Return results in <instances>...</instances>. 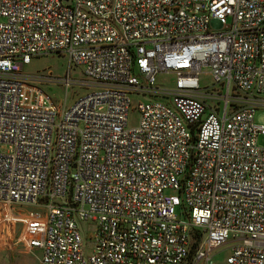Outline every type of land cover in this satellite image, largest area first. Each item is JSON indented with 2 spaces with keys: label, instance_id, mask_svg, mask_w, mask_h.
Instances as JSON below:
<instances>
[{
  "label": "built area",
  "instance_id": "1",
  "mask_svg": "<svg viewBox=\"0 0 264 264\" xmlns=\"http://www.w3.org/2000/svg\"><path fill=\"white\" fill-rule=\"evenodd\" d=\"M257 109L264 0H0V220L40 264H264Z\"/></svg>",
  "mask_w": 264,
  "mask_h": 264
},
{
  "label": "rangeland",
  "instance_id": "2",
  "mask_svg": "<svg viewBox=\"0 0 264 264\" xmlns=\"http://www.w3.org/2000/svg\"><path fill=\"white\" fill-rule=\"evenodd\" d=\"M67 67V59L57 53H49L39 57L33 58L29 63L24 65V71L32 75L45 74L47 71H51L54 74H63ZM200 75V82L202 85H211L213 83L212 76L208 72V68L203 66ZM75 78L81 77V70L77 68L73 71ZM166 77H171L167 75ZM170 83V82H169ZM168 83V84H169ZM43 88L51 94L56 101L66 100V103L71 104L75 97L80 93H83L86 89L85 87L78 86L74 84L69 87L67 91L65 88L57 83L45 82L42 84ZM216 88H220L215 84ZM132 100L135 101L138 96H131ZM255 121L259 123H264V109H257L254 114ZM139 120V112L136 109H130L127 114L128 125H135ZM259 144H264V135L261 134L258 137ZM21 224H17V234ZM85 239L90 242V233L85 234ZM86 251H89L88 247ZM35 253H39V250H35ZM35 253L31 250H26L25 246L20 242L18 247L11 245L10 249L0 250V264H40L39 257L35 256ZM227 255V250H221L215 255V260L218 264H226L225 257Z\"/></svg>",
  "mask_w": 264,
  "mask_h": 264
},
{
  "label": "crops",
  "instance_id": "3",
  "mask_svg": "<svg viewBox=\"0 0 264 264\" xmlns=\"http://www.w3.org/2000/svg\"><path fill=\"white\" fill-rule=\"evenodd\" d=\"M8 230L9 229L7 224H5L3 221L0 220V250L10 249L11 245L17 248L18 244L20 243L17 240V232L14 233L10 231L8 232ZM25 249L31 251L29 248H26V246ZM35 250L38 249H33L32 251L35 253ZM35 256L40 257V250L39 253H35Z\"/></svg>",
  "mask_w": 264,
  "mask_h": 264
},
{
  "label": "water",
  "instance_id": "4",
  "mask_svg": "<svg viewBox=\"0 0 264 264\" xmlns=\"http://www.w3.org/2000/svg\"><path fill=\"white\" fill-rule=\"evenodd\" d=\"M67 2L69 1V0H66Z\"/></svg>",
  "mask_w": 264,
  "mask_h": 264
}]
</instances>
